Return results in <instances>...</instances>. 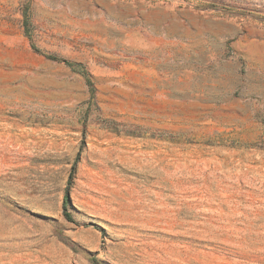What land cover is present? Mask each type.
Returning <instances> with one entry per match:
<instances>
[{"label":"rangeland","instance_id":"rangeland-1","mask_svg":"<svg viewBox=\"0 0 264 264\" xmlns=\"http://www.w3.org/2000/svg\"><path fill=\"white\" fill-rule=\"evenodd\" d=\"M94 258L264 264V0H0V264Z\"/></svg>","mask_w":264,"mask_h":264},{"label":"trees","instance_id":"trees-1","mask_svg":"<svg viewBox=\"0 0 264 264\" xmlns=\"http://www.w3.org/2000/svg\"><path fill=\"white\" fill-rule=\"evenodd\" d=\"M68 65L72 66L74 69H76L77 71H80L84 74L85 73V70L83 69V67L80 65V64H77V63H71L69 61H66ZM88 83H90V80L87 79ZM68 202H69V195H68V192H65V194L63 195V198H62V207H63V215L69 219L70 218V214L68 213L67 211V206H68ZM93 262H95V264H99L96 259L94 258L93 259Z\"/></svg>","mask_w":264,"mask_h":264}]
</instances>
